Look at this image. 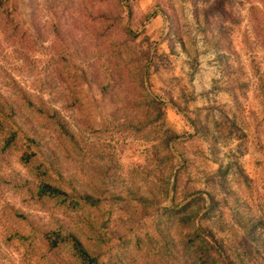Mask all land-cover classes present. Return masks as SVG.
<instances>
[{
	"label": "rangeland",
	"instance_id": "374dc122",
	"mask_svg": "<svg viewBox=\"0 0 264 264\" xmlns=\"http://www.w3.org/2000/svg\"><path fill=\"white\" fill-rule=\"evenodd\" d=\"M0 264H264V0H0Z\"/></svg>",
	"mask_w": 264,
	"mask_h": 264
}]
</instances>
